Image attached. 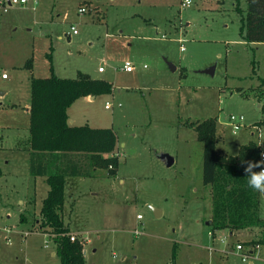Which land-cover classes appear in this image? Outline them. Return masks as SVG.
<instances>
[{
    "label": "rangeland",
    "instance_id": "1",
    "mask_svg": "<svg viewBox=\"0 0 264 264\" xmlns=\"http://www.w3.org/2000/svg\"><path fill=\"white\" fill-rule=\"evenodd\" d=\"M244 2L191 0L181 8L180 0H37L35 6L29 0L0 8V73L7 75L0 74V264H59L54 236L36 234L38 214L27 209V224L19 220L31 202L23 180L28 164L22 155L9 157L13 143L28 137L27 78L51 72L69 79L80 72L113 88L70 111L81 124L112 127L117 137L114 176L97 168L75 187L65 180L60 215L70 234L87 240L84 264H172L173 249V264H264V247L246 261L236 249L246 248L259 228L232 236L218 230L212 237L204 224L210 208L200 198L208 192L201 181L203 147L187 126L216 118V144L228 154L264 135L257 107L264 43L246 44L239 36ZM125 62L135 69L125 72ZM106 102L112 109H104ZM229 115H242L245 128L232 134L222 124ZM258 213L264 215L261 193Z\"/></svg>",
    "mask_w": 264,
    "mask_h": 264
},
{
    "label": "trees",
    "instance_id": "2",
    "mask_svg": "<svg viewBox=\"0 0 264 264\" xmlns=\"http://www.w3.org/2000/svg\"><path fill=\"white\" fill-rule=\"evenodd\" d=\"M244 1L245 9L238 10L239 36L246 44L264 43V0ZM112 89L108 81L92 79L80 72L72 79L57 77L52 72L45 78H30L29 173L34 177H45L48 186L41 201L38 226L54 236L59 264H84L82 247L78 241H70L69 229L60 215L65 178L91 177L97 168L114 176L119 165L114 154L117 145L114 131L111 128H92L87 124L71 125L67 109L79 98L111 94ZM258 91L262 116L259 124L264 125V80L260 82ZM187 126L195 131L203 147L201 181L208 189L210 203V211L203 221L210 234L213 237L218 230L235 233L259 228L260 235L244 244L263 248L264 218L258 214L259 193L248 187V178L242 175L240 167L242 161H259L256 144L249 141L240 145L235 155L220 154L216 148V118L187 123ZM174 258L173 249L172 264Z\"/></svg>",
    "mask_w": 264,
    "mask_h": 264
},
{
    "label": "crops",
    "instance_id": "3",
    "mask_svg": "<svg viewBox=\"0 0 264 264\" xmlns=\"http://www.w3.org/2000/svg\"><path fill=\"white\" fill-rule=\"evenodd\" d=\"M244 1V0H243ZM245 3V2H244ZM64 19V18H63ZM165 61H166V63L168 64V66H169V69H170V71H175L176 70V67H175V65L174 64H172L171 62H169L167 59H164ZM172 67L174 68V70H172ZM99 68V67H98ZM99 72V71H98ZM102 72H104V70L102 71ZM102 72H99V73H102ZM132 72V71H131ZM30 78H31V74L28 76V78H27V80H28V85H29V87H30ZM94 79H97V78H94ZM5 80V79H4ZM106 81V80H105ZM30 89V88H29ZM4 95V93L3 92H0V96H3ZM95 99V97H93V99H90V96L89 97H82V98H79V99H77V100H75L73 103H72V105L67 109V115H68V118H69V124H71V125H76V126H80V125H84V124H87L88 126H90V127H92V128H102V127H99L97 124H92V123H89L88 121V119L86 120V122H84L83 120H81V122L83 123V124H81L80 123V120H78L77 119V117L75 116V115H72L71 113H70V111H71V108H72V106H74L75 104H77V106H79V105H83V106H85L86 104H88V103H90V101H92V100H94ZM29 101H30V94H29V99L27 100V102L25 103V105H24V110H25V112H27L28 113V109H29ZM105 106V105H104ZM114 106V104H112V107ZM116 106H117V104H116ZM121 106V105H120ZM112 107H111V109H112ZM118 107V106H117ZM257 107L258 108H260V104H258L257 105ZM86 107H84V108H82V109H85ZM105 109V108H104ZM97 125V126H96ZM103 128H111L112 130H113V128L112 127H103ZM251 136V135H250ZM249 141H253V140H249ZM249 141H247V142H249ZM246 142V143H247ZM246 143H244V144H246ZM240 145H243V144H239L238 145V147H237V150H238V148H239V146ZM216 148H218V149H220L221 151H222V153H220V154H224V155H235V154H228L227 152H224L223 150H222V148L220 147V146H218L217 144H216ZM13 152L9 155V157H13L15 154H17V155H22V158H24V159H27L26 160V163L28 164V173H26V171H24L23 172V180L26 182V185H25V189H26V192H28V193H30V195L31 196H29L30 198H31V202L29 203V205L26 207V208H24L23 210H20V215H19V220H20V222H23V223H26L27 224V220H25V217L23 216V213H24V211L25 210H29V209H32V210H34L35 211V213H39V210H40V206H41V201H42V199L46 196V193H47V191H48V186H47V184H46V182H45V177H42V176H32V175H30V173H29V150H28V148H27V138H26V140H24L23 142L22 141H20V140H17V141H15L14 143H13ZM217 149V150H218ZM224 149V148H223ZM115 152H117V151H115ZM224 152V153H223ZM237 153V152H236ZM15 157H17L16 155H15ZM7 162V159H6V161H5V163ZM174 162V161H173ZM94 173H95V171L93 172V175H94ZM93 175L90 177V178H92L93 177ZM78 178H87V177H67V178H65V180H66V183H67V180H72L71 182L74 184V187L77 185V181H76V179H78ZM203 188V187H202ZM207 191H208V189H207ZM65 193H66V186H65V189H64V196H65ZM38 197V199H39V206H37V205H35V197ZM69 197L68 198H70L71 197V194L70 195H68ZM201 199H202V202H205L204 203V205H206V206H210L209 204V193L207 192V198L206 197H203V196H201L200 197ZM206 198V199H205ZM18 203L19 204H23V201L22 200H20V199H18ZM27 203V202H26ZM30 205H32V206H30ZM64 206H65V199H64ZM151 210H152V212H153V214L155 215V210L154 209H157V208H155L154 206H150L149 207ZM63 209H64V207H63ZM157 211H159V217L162 215V213H163V210L162 209H157ZM62 212H63V210H62ZM259 214V213H258ZM259 217L260 218H264V215L263 216H261L260 214H259ZM137 219V218H136ZM36 224H38V220L36 221ZM38 228H39V226H38ZM40 229V228H39ZM40 231L41 232H37L36 234H40V235H45V234H49L47 231H45V230H42V229H40ZM245 231H249L250 232V229L248 230H245ZM30 232H32L31 230H30ZM42 232H45V233H42ZM47 232V233H46ZM33 233H35V232H33ZM235 233H237V232H235ZM235 233H231V232H229V235H234ZM45 237V236H44ZM247 240H248V238H247ZM84 252L85 251H83V254H84ZM52 255H54L53 253H51L50 254V256H52Z\"/></svg>",
    "mask_w": 264,
    "mask_h": 264
},
{
    "label": "built area",
    "instance_id": "4",
    "mask_svg": "<svg viewBox=\"0 0 264 264\" xmlns=\"http://www.w3.org/2000/svg\"><path fill=\"white\" fill-rule=\"evenodd\" d=\"M27 2H29V0H0V8H5L6 4H8L9 6L10 5H25ZM190 2H191V0H180V7L181 8L187 7L190 4ZM30 3L33 6H35L37 3V0H30ZM77 11H78V13H83V12H85V9L80 7V8H78ZM70 31L72 34L77 33L75 27L72 25H70ZM122 69L125 72H131L135 69V67L132 64H130L129 62H125ZM98 71L102 72L103 68L99 67ZM0 74H1L2 79H5L7 77L6 73H0ZM117 106L120 107V104H117ZM111 107H112V103H108V102L105 103V106H104L105 109H110ZM222 124H223V126L229 127L230 132L232 134H236L238 131L244 129L246 126L245 122H244V117L242 115H229L227 118V122L222 123ZM255 144L259 150L258 158L260 160L262 158V154H264V135H262L261 133H258V139L255 142ZM136 218L140 219V215H138ZM3 230L6 233H9L8 232L9 230L7 228H5V229L3 228ZM83 240H86L85 237H81V239H80V238L76 237L75 235L70 234V241H72V242L78 241V243L82 246L84 244ZM7 242L9 243L10 241L7 240ZM86 242H87V240H86ZM236 249L241 251V254H242L241 260L246 261L247 258H249L250 256H253L255 254V252L257 250H259L260 248H259V246H255L254 248L246 247L243 249L241 244H236ZM252 250H254V252ZM248 264H251L250 260L248 261Z\"/></svg>",
    "mask_w": 264,
    "mask_h": 264
},
{
    "label": "clouds",
    "instance_id": "5",
    "mask_svg": "<svg viewBox=\"0 0 264 264\" xmlns=\"http://www.w3.org/2000/svg\"><path fill=\"white\" fill-rule=\"evenodd\" d=\"M240 167L242 175L248 178V187L255 192L264 194V154L259 161H242Z\"/></svg>",
    "mask_w": 264,
    "mask_h": 264
},
{
    "label": "water",
    "instance_id": "6",
    "mask_svg": "<svg viewBox=\"0 0 264 264\" xmlns=\"http://www.w3.org/2000/svg\"><path fill=\"white\" fill-rule=\"evenodd\" d=\"M205 72H206V73H212V72H213V68H211V69H207ZM90 99H93V97L91 96ZM161 158H162V159H166L167 166H170V165L173 164V159H172V157H170V156H168V155L165 154V155H162ZM154 210H155V212L157 213V209H154Z\"/></svg>",
    "mask_w": 264,
    "mask_h": 264
},
{
    "label": "bare ground",
    "instance_id": "7",
    "mask_svg": "<svg viewBox=\"0 0 264 264\" xmlns=\"http://www.w3.org/2000/svg\"><path fill=\"white\" fill-rule=\"evenodd\" d=\"M159 211H157V213H158Z\"/></svg>",
    "mask_w": 264,
    "mask_h": 264
}]
</instances>
